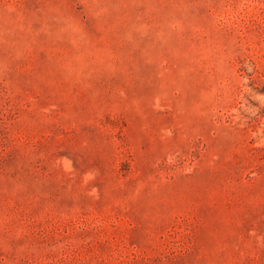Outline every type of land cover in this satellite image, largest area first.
<instances>
[{
    "label": "rangeland",
    "instance_id": "obj_1",
    "mask_svg": "<svg viewBox=\"0 0 264 264\" xmlns=\"http://www.w3.org/2000/svg\"><path fill=\"white\" fill-rule=\"evenodd\" d=\"M0 264H264V0H0Z\"/></svg>",
    "mask_w": 264,
    "mask_h": 264
}]
</instances>
